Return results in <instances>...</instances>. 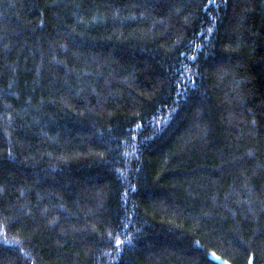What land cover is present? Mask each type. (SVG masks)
<instances>
[{
	"label": "trees",
	"instance_id": "16d2710c",
	"mask_svg": "<svg viewBox=\"0 0 264 264\" xmlns=\"http://www.w3.org/2000/svg\"><path fill=\"white\" fill-rule=\"evenodd\" d=\"M0 264H264V0H0Z\"/></svg>",
	"mask_w": 264,
	"mask_h": 264
},
{
	"label": "snow or ice",
	"instance_id": "6c2138e0",
	"mask_svg": "<svg viewBox=\"0 0 264 264\" xmlns=\"http://www.w3.org/2000/svg\"><path fill=\"white\" fill-rule=\"evenodd\" d=\"M5 243H9V242L5 240ZM120 243H122V242H121V241H117V244H120ZM211 255H212L214 258H217V257L215 256V253H212Z\"/></svg>",
	"mask_w": 264,
	"mask_h": 264
}]
</instances>
